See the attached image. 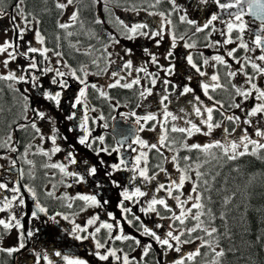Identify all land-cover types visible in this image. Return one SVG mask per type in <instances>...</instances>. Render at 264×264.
<instances>
[{"label":"snow or ice","instance_id":"snow-or-ice-1","mask_svg":"<svg viewBox=\"0 0 264 264\" xmlns=\"http://www.w3.org/2000/svg\"><path fill=\"white\" fill-rule=\"evenodd\" d=\"M42 3L38 13L26 0H0V95L13 98L0 175L18 173L0 180V254L28 248L40 221L62 240L89 242L94 260L29 248L33 264H149L153 255L155 264H224L235 250L221 245L231 233L214 196L227 210L242 191L229 188L244 175L237 162H264V0ZM38 171L39 191L23 182ZM81 185L87 191H67Z\"/></svg>","mask_w":264,"mask_h":264},{"label":"trees","instance_id":"trees-1","mask_svg":"<svg viewBox=\"0 0 264 264\" xmlns=\"http://www.w3.org/2000/svg\"><path fill=\"white\" fill-rule=\"evenodd\" d=\"M13 2L14 0H7L8 4ZM26 2L27 5H31L33 2H42V0H26ZM31 7L32 11L39 13L44 5ZM54 26L55 14L45 16L44 29L53 30ZM12 104L13 98L10 94L0 95V108L4 109V112L0 114V133L7 130L6 125L11 120V113L8 109L12 107ZM237 163L242 164L244 175L229 182L230 189L236 184L242 186V191L233 201V205H230L226 210L219 203L220 197L214 196V199L217 200L213 206L214 211L218 215L220 212L226 211L227 227L231 233V240L222 239L221 245L226 250L230 248L235 250V254L228 252L224 258V264H264V247H262L264 245V162L254 157H245ZM228 171V168L225 167L223 174L227 175ZM231 176L235 177L236 173H231ZM249 177H254V179L250 184H247ZM245 185L246 187H243ZM216 223L222 225L219 219ZM224 230L225 228L221 227V231ZM258 237L261 238L259 242H257Z\"/></svg>","mask_w":264,"mask_h":264},{"label":"flooded vegetation","instance_id":"flooded-vegetation-1","mask_svg":"<svg viewBox=\"0 0 264 264\" xmlns=\"http://www.w3.org/2000/svg\"><path fill=\"white\" fill-rule=\"evenodd\" d=\"M181 2H183V0H181ZM35 5H43V3L42 2H33V3H31V5H28V10L32 11L31 6H35ZM85 15H87V13H85ZM200 15H202V14H200ZM45 31L50 33L53 30H45ZM137 44H147V42L146 41H138ZM148 46H151V45H148ZM166 46H167V41L165 42L164 45L161 46L160 49H154V51H158L160 53H163L166 49ZM179 51H183V50L180 49ZM137 55L138 56L141 55L139 48H137ZM161 62H163V61H161ZM90 79H94V78H90ZM77 87L78 86L73 85V88L70 89L68 92L69 97L76 94V88ZM113 93L118 94V98L124 99L123 95H119V90H113ZM149 99H151V97ZM145 103H147V101H145ZM65 106H67V105L65 104ZM115 123H119L121 127H125V128L128 127L127 124L123 123L122 121H119V118ZM60 127H61V130H64L66 125H61ZM6 131L7 130H4L0 134L2 135ZM97 131L102 132L103 130L97 129ZM15 135H16V137H19L21 139V141H22L21 147H23V143L26 142V140L24 139V134L17 132ZM68 135L70 137H73L75 134L74 133H68ZM153 135L154 134H151V133L146 134V136H148V137H151ZM46 147H47V145H46ZM85 152H86V150H82L81 155L83 156L85 154ZM62 155H63V153L59 154L55 159H60ZM89 155H91V154L89 153ZM29 158H32V157L30 156ZM35 159L39 160L40 158L36 157ZM0 164H4L5 167H7V161H0ZM36 175H37V179L35 181H31L26 176L25 180L23 182L30 183V184L34 183L35 186L37 187V190L39 191L41 185L43 183H45L46 181L43 178L42 172L38 171ZM124 175H127V174H124ZM13 177L18 178V173L13 172V173L9 174L7 172H4L3 175H0V180L6 179V178L11 179ZM53 182H55V181H53ZM48 187H49V189H51V184H49ZM60 191H65V189L61 188ZM67 191H69V192L87 191V189L85 188V186L81 185L77 189H68ZM108 196L111 199H116V196L114 195V193H108ZM47 203L50 206V212L53 210H62V209L58 208L56 201H47ZM27 204H28V207L25 210L31 211L32 210L31 200H28ZM0 215H3V214H0ZM61 224L64 227H71L70 225L67 224V222H64V221H61ZM28 226L29 225L27 224V217H25V227L27 228ZM33 226L40 228V233H39L38 238H34L33 241L31 243H29L28 248H25L24 250H22L19 253H15L13 257H7L3 254H0V264H33L34 257L32 256L31 252L29 251V248H35L37 251H41L43 249L66 250V249L70 248L74 254L79 255V256H81V257H83L89 261L94 260V258L92 256L88 255V252L91 248V245L89 242L86 241L83 245H80L78 242L62 240L60 238L62 235L60 228L54 224H51V223L44 224V223H41L40 221H34ZM13 233L16 234L15 231H13ZM10 236H5L4 241L6 239H9ZM15 239H16V235L14 236L13 241L10 242L8 245H5V246H12L15 243ZM171 255H174V254H170V256ZM156 259H157V257L154 255L152 257H150L149 264H155Z\"/></svg>","mask_w":264,"mask_h":264},{"label":"rangeland","instance_id":"rangeland-1","mask_svg":"<svg viewBox=\"0 0 264 264\" xmlns=\"http://www.w3.org/2000/svg\"><path fill=\"white\" fill-rule=\"evenodd\" d=\"M7 25H8L7 19L0 20V43H2L5 39L8 38V37H6L5 35H3V29H4L5 27H7ZM8 36H11V33H9ZM15 235H16V234L13 233V234L9 237V239H6V240L4 241V243H3V246L8 245L10 242H12L13 239H14V236H15Z\"/></svg>","mask_w":264,"mask_h":264}]
</instances>
